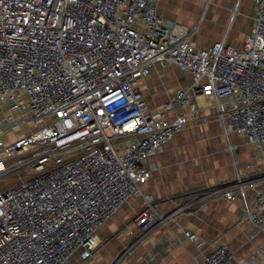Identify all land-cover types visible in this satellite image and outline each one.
I'll return each mask as SVG.
<instances>
[{
    "label": "built area",
    "instance_id": "2783aa9c",
    "mask_svg": "<svg viewBox=\"0 0 264 264\" xmlns=\"http://www.w3.org/2000/svg\"><path fill=\"white\" fill-rule=\"evenodd\" d=\"M159 1L0 0V134L33 123L0 140V264L90 258L99 229L131 198L147 204L135 219L140 236L166 221L142 192L147 161L187 125L198 95L217 102L262 163L256 177L238 173L211 194L241 200L244 218L264 233V0H255L240 48L198 47L192 29L159 15ZM155 64L175 65L192 82L152 108L141 80ZM260 252L245 264H264V245ZM233 258L220 244L204 264Z\"/></svg>",
    "mask_w": 264,
    "mask_h": 264
},
{
    "label": "crops",
    "instance_id": "0c3cea01",
    "mask_svg": "<svg viewBox=\"0 0 264 264\" xmlns=\"http://www.w3.org/2000/svg\"><path fill=\"white\" fill-rule=\"evenodd\" d=\"M158 13L192 29L198 47L224 41L240 48L253 29L255 0H160ZM191 82V73L155 64L141 86L150 107L156 108ZM187 112V125L148 158L151 175L141 185L166 221L140 236L135 219L147 204L142 197L131 198L99 229L100 245L93 256L84 259L77 253L68 264H153L158 256L159 264H204L220 244L232 250L233 264L261 258L264 233L244 218L241 200L211 194L238 173L256 177L262 170L257 151L230 130L214 99L198 95ZM263 186L259 180L257 187ZM248 192L253 198L255 191ZM185 229L199 240L189 241Z\"/></svg>",
    "mask_w": 264,
    "mask_h": 264
},
{
    "label": "rangeland",
    "instance_id": "374dc122",
    "mask_svg": "<svg viewBox=\"0 0 264 264\" xmlns=\"http://www.w3.org/2000/svg\"><path fill=\"white\" fill-rule=\"evenodd\" d=\"M2 115V111L0 109V116ZM33 128V123H22L19 128L14 129L12 127H7L3 134H0V140H4L6 142L13 141L15 137L21 136L31 131Z\"/></svg>",
    "mask_w": 264,
    "mask_h": 264
}]
</instances>
